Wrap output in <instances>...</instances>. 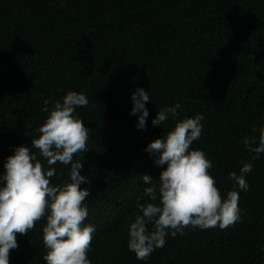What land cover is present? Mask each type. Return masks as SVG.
Wrapping results in <instances>:
<instances>
[{
    "label": "trees",
    "instance_id": "trees-1",
    "mask_svg": "<svg viewBox=\"0 0 264 264\" xmlns=\"http://www.w3.org/2000/svg\"><path fill=\"white\" fill-rule=\"evenodd\" d=\"M136 87L150 96L143 130L130 114ZM70 90L89 99L75 110L88 128V150L74 159L91 181L81 185L90 191L84 223L96 228L91 264H264V153L252 160L242 143L253 135L258 143L264 126V0H0V172L15 146L31 147L39 136L43 101ZM176 103L177 119L204 117L190 148L212 161L222 198L234 190L228 174L251 160L249 188L235 189L238 221L224 229L189 225L138 260L127 228L144 198L142 176L158 178L166 167L145 148L175 123L151 121ZM45 224L42 217L16 234L9 264H46Z\"/></svg>",
    "mask_w": 264,
    "mask_h": 264
},
{
    "label": "clouds",
    "instance_id": "clouds-1",
    "mask_svg": "<svg viewBox=\"0 0 264 264\" xmlns=\"http://www.w3.org/2000/svg\"><path fill=\"white\" fill-rule=\"evenodd\" d=\"M130 114L137 116L135 127L145 129L150 101L148 91L136 87L131 91ZM88 97L70 90L52 101L45 99L41 108L47 113L44 122L36 128L39 136L32 139L31 147L15 146L13 153L3 161L0 172V264H9L11 249L18 247L16 234L33 229L42 217L43 242L48 249L43 256L46 264H91L88 251L96 228L85 224L89 215L87 204L91 181L81 174L83 162L74 155L88 150V128L77 115V107L87 106ZM179 103L160 108L152 118L153 126L163 125L169 117L174 125L161 136L150 141L145 148L157 166L162 167L158 178L145 173L142 181L144 198H137L138 209L129 222L127 247L138 260H146L156 248L166 244V237L183 235L187 226L224 229L240 219L239 193L246 191V179L252 168L251 160L231 171L229 179L233 189L222 198L215 179L208 170L212 161L202 149H192L193 141L202 133L201 113L177 119ZM257 129L253 128V132ZM244 147L255 153L252 160L264 153V126L257 136H246ZM35 148L38 151H33ZM43 158V160L40 159ZM57 163L70 166L66 173L57 172ZM66 175L61 183L50 182L53 176ZM151 225V227H149Z\"/></svg>",
    "mask_w": 264,
    "mask_h": 264
}]
</instances>
